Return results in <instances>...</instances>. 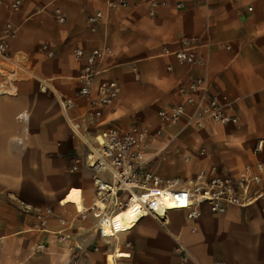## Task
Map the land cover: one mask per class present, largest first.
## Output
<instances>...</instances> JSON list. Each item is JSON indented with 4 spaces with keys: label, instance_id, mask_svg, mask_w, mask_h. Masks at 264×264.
I'll return each mask as SVG.
<instances>
[{
    "label": "crops",
    "instance_id": "1",
    "mask_svg": "<svg viewBox=\"0 0 264 264\" xmlns=\"http://www.w3.org/2000/svg\"><path fill=\"white\" fill-rule=\"evenodd\" d=\"M13 1L0 0V36L7 21L18 28L11 40L12 60L0 57V84L13 87L0 95V264H105L107 251L99 246L105 239L96 228L90 232L83 226L73 204L64 203L72 189H83L84 206L95 193L91 170L84 169L80 180L65 178V168L83 144L73 135L59 98L74 100L69 116L92 136L108 126L126 130L153 123L160 108L181 100V85L208 74L211 92L233 102L239 117L236 124L209 122L201 128L211 140L202 152L215 164L210 173L237 176L246 166L264 162V0H184L181 9L171 0L156 16L133 1L130 9L112 11L95 32L87 18L103 9L105 0H22L20 10L12 12ZM56 7L63 10L64 23L54 17ZM183 38L199 39L197 52L207 60L206 69L164 53L165 47L178 50ZM105 42L113 54L96 83L116 79L122 93L101 120L85 122L86 101L77 95L84 62L76 59L75 49L92 50ZM45 44L54 57L42 51ZM17 64L25 68L18 70ZM23 111L29 114L27 135L16 119ZM179 127L172 138L193 128ZM259 140L263 149L257 153ZM49 209L54 215L43 225ZM59 217L74 220L67 239L61 240ZM168 223L170 231L147 216L120 234L116 247L131 257L118 262L186 264L176 249L179 236L189 263L264 264V194L222 214L203 205L195 220L172 211ZM39 244L46 246L43 252L36 251Z\"/></svg>",
    "mask_w": 264,
    "mask_h": 264
},
{
    "label": "built area",
    "instance_id": "2",
    "mask_svg": "<svg viewBox=\"0 0 264 264\" xmlns=\"http://www.w3.org/2000/svg\"><path fill=\"white\" fill-rule=\"evenodd\" d=\"M133 1L136 5L145 7L150 16H156L158 10L167 7L171 0H105L104 8L96 11L87 18L89 29L97 31L98 27L108 20L114 10L130 9ZM177 9L184 7V0H172ZM22 6V0H14L8 7L17 12ZM53 15L59 23H64L66 17L59 7L54 8ZM18 28L10 21L5 23L0 36V57L12 60L11 40L17 36ZM181 47L171 51L164 48V53L175 56L179 61L197 64L207 68L208 62L201 58L197 49L201 44L199 39L183 38ZM47 57L52 58L55 51L47 44L42 46ZM113 54V48L105 42L102 46L92 50L77 47L75 57L83 61L77 80L80 83L78 97L86 101V109L82 120L95 123L101 120L106 111L120 98L122 86L116 79H108L96 83L97 78L105 72L102 64ZM18 70H23L17 64ZM136 78H139L138 69L133 68ZM212 83L205 74L190 80L179 87L181 100L169 107H162L157 111L156 120L146 125L134 124L123 130L117 126H108L98 133L89 136L82 130L80 122L70 118L69 110L74 107V100L59 98V105L65 114L73 135L78 138L83 148L74 155L69 172L79 173L84 169L92 172L91 179L94 187L95 199L89 206H84V191H81L83 210L75 204L77 217L86 219L92 216L97 220L96 232L102 239H107L103 231L102 221L106 216H112L126 208L132 200L140 199L144 194H150L151 189L169 193L177 211L186 212L188 220H195L201 215V207L207 205L214 214L224 213L229 206H246L253 203L264 194V162L258 160L254 166H246L237 176L221 175L200 170L188 184H181L179 179H164L150 167L154 153L150 152L151 142L156 137L163 136L167 130L175 126L204 128L209 122L221 124H236L239 121L237 109L233 102L223 101L219 95L211 92ZM6 83L0 84V95L11 93ZM23 124V133L27 135L29 114L23 111L16 116ZM21 143V138L17 140ZM263 149V140L257 142L255 151ZM78 188V187H77ZM61 203V202H60ZM61 205H63L61 203ZM145 206L144 214L153 216L167 231L169 230L168 216L154 214ZM54 215L51 209L47 210L42 224L46 225L48 217ZM146 216V217H147ZM64 226L60 233L61 240L67 239L66 233L73 225L74 220L67 221L58 218ZM177 251L182 254L186 264L189 256L180 237H175ZM46 246L39 244L37 252H43ZM72 264H77V261ZM222 264V263H221Z\"/></svg>",
    "mask_w": 264,
    "mask_h": 264
},
{
    "label": "rangeland",
    "instance_id": "3",
    "mask_svg": "<svg viewBox=\"0 0 264 264\" xmlns=\"http://www.w3.org/2000/svg\"><path fill=\"white\" fill-rule=\"evenodd\" d=\"M151 120L145 122L148 123ZM144 123V124H145ZM179 126L173 127L169 132L171 135H163L156 137L151 142L150 152L154 153L151 161V169L162 178L166 179H179L181 184H188L189 181L197 175V173L204 169L207 172H211L213 162L208 153L203 150L208 146L210 139L205 138L203 129L201 128H186L177 136L172 138L173 131H178ZM83 172L76 174L69 172L67 167L64 170L65 174H68L65 178H72L80 180L83 178ZM88 181V177L84 178ZM85 228H90V232L96 228L97 220L92 216L82 221ZM121 239V236H120ZM117 240L108 239L101 240L99 246L106 250L104 254V262L108 255H110L115 247Z\"/></svg>",
    "mask_w": 264,
    "mask_h": 264
},
{
    "label": "bare ground",
    "instance_id": "4",
    "mask_svg": "<svg viewBox=\"0 0 264 264\" xmlns=\"http://www.w3.org/2000/svg\"><path fill=\"white\" fill-rule=\"evenodd\" d=\"M149 192L150 194H144L142 197L132 200L131 203L124 209L119 210L112 216H106L103 221V231L108 239L119 240L120 234L132 231L142 219L147 215L144 214L145 206L150 205L149 210L151 213L165 214L170 210H175L176 207L171 199L169 193L158 191L153 188ZM62 203V202H61ZM64 203L75 204L77 208L81 211L84 206L81 198V191L79 189H72L69 194H67L66 199L64 198ZM153 217V216H152ZM119 238V239H118ZM121 241V240H120ZM131 254L129 252L122 251L119 247H115L113 256L108 259V264H121L118 262L119 259L129 258Z\"/></svg>",
    "mask_w": 264,
    "mask_h": 264
}]
</instances>
